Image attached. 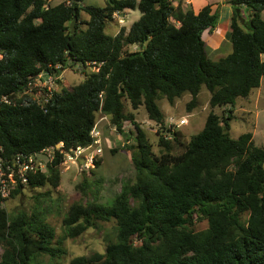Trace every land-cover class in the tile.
Masks as SVG:
<instances>
[{
    "label": "trees",
    "instance_id": "16d2710c",
    "mask_svg": "<svg viewBox=\"0 0 264 264\" xmlns=\"http://www.w3.org/2000/svg\"><path fill=\"white\" fill-rule=\"evenodd\" d=\"M83 1L62 0L44 9L43 0H0L1 94L15 96L43 70L57 76L70 64L101 62L98 71H83L78 84L55 91L45 110L30 101L2 105L6 158L59 142L65 150L87 146L98 114L122 133L127 120L136 130V145H127L135 148L134 179L122 183L111 204L98 202L81 183L78 188L93 196L71 205L63 219L72 239L115 219L117 241L104 255L74 257L69 264H264V146L254 143L252 133L231 138V116L210 111L182 152L173 153L179 143L173 134L171 140L159 138L161 152L155 154L132 114L124 113L127 100L161 123L158 100L172 104L189 93L193 105L202 86L211 108L232 107L247 97L264 76V0L228 1L231 51L217 60L208 56L203 35L217 26L218 5L195 12L172 0H105L102 6ZM127 9H137L140 17L128 30L107 34L113 14ZM82 11L88 20L80 21ZM134 44L137 49L127 51ZM61 161L55 150L48 170L31 174L9 197L27 187H57ZM46 213L38 200L28 211L10 214L0 207V264H41V256H55ZM194 218L206 220L207 229L183 228Z\"/></svg>",
    "mask_w": 264,
    "mask_h": 264
},
{
    "label": "rangeland",
    "instance_id": "374dc122",
    "mask_svg": "<svg viewBox=\"0 0 264 264\" xmlns=\"http://www.w3.org/2000/svg\"><path fill=\"white\" fill-rule=\"evenodd\" d=\"M59 1L54 0L53 4L59 3ZM228 1L203 0V2L213 5V7L218 5L220 9L216 30L205 31L203 35L207 54L213 60H217L231 50V43L228 39L230 22L227 12L230 7ZM201 3V0H193L184 8H198ZM84 4L102 6L105 4V0H84ZM222 4H224L223 8ZM242 14L245 15L246 19L248 18L245 8L242 10ZM261 18L264 20V10L261 13ZM79 24L82 26L81 23ZM115 27V22L108 21L106 32ZM129 49L127 48V51ZM83 71L90 72L88 68H82L78 64H70L64 69L63 76L61 74L60 78L57 79V91L62 87L78 84L83 79ZM209 97V91L202 86L197 96V102L193 105H189L191 99L189 93L177 97L172 104L165 98H161L157 101L159 109L164 115L161 123L150 120L143 105L137 109H132L127 100H124V113L126 115L132 114L135 123L145 132L155 154L161 152L159 138L167 135L170 138L165 139L171 140L173 134L179 140V143L173 148V153L182 152L190 136L198 133L203 128L207 114L210 111L215 112L221 118L227 115L231 116L229 121V135L231 138H238L243 133L251 132L254 143L257 146H264V76L258 88L253 89L247 97L238 98L232 107L211 108L208 103ZM100 117L101 114H98L97 119ZM182 118L186 120V123L177 126ZM170 122L173 124H170ZM99 127L101 128L102 152L97 156V163L86 166V154L79 158L75 164L60 165V180L57 187H52L49 184L35 189L27 187L15 196L7 198L4 202L3 207L10 214L16 211L30 210L36 200L40 202L42 208L46 209V222L55 231L52 247L57 251L54 257L41 256L39 260L41 264H69L74 257L92 258L94 255H104L107 245L117 241V223L115 219L109 222H101L99 227L89 228L74 239L65 236L64 233L63 219L71 205H83L93 195L96 196L98 202L111 204L115 195L120 191L122 183L134 179L135 169L131 155L135 148H127V145H136L134 125L129 120L125 121L122 133L116 130L107 119L102 120ZM84 179H87V184H85ZM81 183H84L83 188H86L87 191L90 190L93 195L89 196L81 188H78ZM207 227L206 220L197 218L183 226V228L194 232H202Z\"/></svg>",
    "mask_w": 264,
    "mask_h": 264
},
{
    "label": "built area",
    "instance_id": "2783aa9c",
    "mask_svg": "<svg viewBox=\"0 0 264 264\" xmlns=\"http://www.w3.org/2000/svg\"><path fill=\"white\" fill-rule=\"evenodd\" d=\"M44 9H47L53 4L54 0H43ZM60 0L59 2H61ZM57 4V3H56ZM1 58V54H0ZM101 62H85L84 67L88 68L90 72L98 71ZM56 68L58 66H55ZM60 75H55L47 70H43L35 75L23 88V90L15 93V96L5 95L0 93V108L4 104L16 103V101H21V103L33 102L40 106L41 109H46L53 93L57 91L58 82L57 79ZM23 100V101H22ZM106 115L101 114V117L96 120L92 130L90 131V136L92 142L87 146H77L75 148H70L65 150L63 148V142H59L55 147H46L40 151L25 154L16 153L12 155L11 159L4 156V150L2 145H0V197L1 199H6L10 196V193L19 184L26 185L29 181V176L36 172L45 173L48 170V166L55 159V150H58L62 155V161L60 165H67L68 163L75 164L79 158L87 154L86 166L94 165V160L102 152V137L101 128L99 127L102 120H107ZM186 123L185 119H180L179 125ZM170 124H173L170 122ZM164 138L167 135H164ZM4 200L1 201L0 207H3Z\"/></svg>",
    "mask_w": 264,
    "mask_h": 264
},
{
    "label": "crops",
    "instance_id": "0c3cea01",
    "mask_svg": "<svg viewBox=\"0 0 264 264\" xmlns=\"http://www.w3.org/2000/svg\"><path fill=\"white\" fill-rule=\"evenodd\" d=\"M172 2H173V4L182 3L183 7H186V5L191 3V2H193V0H186V1L185 0H177V1L176 0H172ZM201 2L202 3L200 4V6H198V8H192L195 12H197L205 4H208V3L203 2V0H201ZM83 3H84V1H83ZM223 5L224 4H222V8H223ZM228 5L230 7L227 9V12H228L229 18H230V15H231V12H232V7H231L230 4H228ZM83 13H85V12L82 11L81 14H80V21L88 20L89 19V15L87 13H85V14H83ZM139 17H140V12L137 9H135V10L127 9V10L122 11L121 13H115V14H113L112 20H110V21L115 22L116 23V27L115 28H111V29H109L108 32H106V28H107V25H106L105 32L107 34H109V35H116L118 33V31L120 30V28H125L126 30H128L129 27L131 26V24L134 21H136ZM82 26H83V24H82ZM213 30L215 31L216 28H214ZM127 48H130L129 51H135L137 49V45H135V44L134 45H129V46L126 47V49ZM229 52H227V53H229ZM63 73H64V70L61 72L62 76H63Z\"/></svg>",
    "mask_w": 264,
    "mask_h": 264
},
{
    "label": "water",
    "instance_id": "95a60500",
    "mask_svg": "<svg viewBox=\"0 0 264 264\" xmlns=\"http://www.w3.org/2000/svg\"><path fill=\"white\" fill-rule=\"evenodd\" d=\"M75 13H76V11H74V14ZM76 19H77V16L74 15L73 18H72V20H71V22H70V25L69 26H70V28H71L72 31H74V29H75L74 26H75Z\"/></svg>",
    "mask_w": 264,
    "mask_h": 264
}]
</instances>
